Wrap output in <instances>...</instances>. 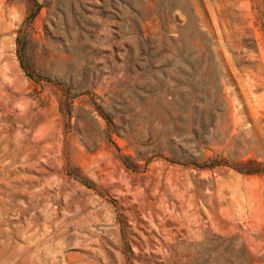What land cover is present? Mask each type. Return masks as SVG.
<instances>
[{"label":"rangeland","instance_id":"374dc122","mask_svg":"<svg viewBox=\"0 0 264 264\" xmlns=\"http://www.w3.org/2000/svg\"><path fill=\"white\" fill-rule=\"evenodd\" d=\"M0 95V264H264V0H0Z\"/></svg>","mask_w":264,"mask_h":264},{"label":"bare ground","instance_id":"6f19581e","mask_svg":"<svg viewBox=\"0 0 264 264\" xmlns=\"http://www.w3.org/2000/svg\"><path fill=\"white\" fill-rule=\"evenodd\" d=\"M6 109H7L6 101H4L0 95V111H3V113H4V110H6ZM15 115H16V117H19V114H17L16 112H15Z\"/></svg>","mask_w":264,"mask_h":264}]
</instances>
